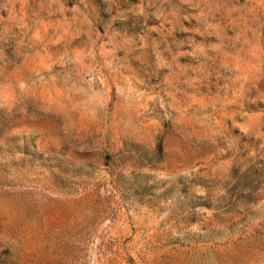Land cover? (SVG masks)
I'll return each instance as SVG.
<instances>
[{"label":"rangeland","instance_id":"1","mask_svg":"<svg viewBox=\"0 0 264 264\" xmlns=\"http://www.w3.org/2000/svg\"><path fill=\"white\" fill-rule=\"evenodd\" d=\"M0 264H264V0H0Z\"/></svg>","mask_w":264,"mask_h":264}]
</instances>
